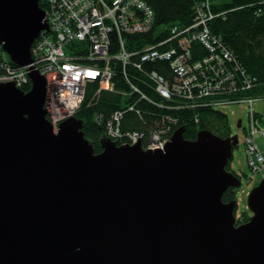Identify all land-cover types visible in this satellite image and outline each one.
<instances>
[{"label":"water","instance_id":"95a60500","mask_svg":"<svg viewBox=\"0 0 264 264\" xmlns=\"http://www.w3.org/2000/svg\"><path fill=\"white\" fill-rule=\"evenodd\" d=\"M41 0H0V45L18 66L48 29ZM0 83V264H264V175L237 224V136L178 127L164 150L107 137L94 152L82 120L46 118V79ZM237 127H241L238 120Z\"/></svg>","mask_w":264,"mask_h":264},{"label":"built area","instance_id":"2783aa9c","mask_svg":"<svg viewBox=\"0 0 264 264\" xmlns=\"http://www.w3.org/2000/svg\"><path fill=\"white\" fill-rule=\"evenodd\" d=\"M44 2L48 29L40 31L33 41L30 64H13L0 45V83L12 82L26 92L31 88L29 67L38 69L46 79V96L51 107L47 98L44 107L55 132L60 122L75 116L91 83L95 85L93 97L102 90L115 91L122 104L108 114L95 112L94 121L103 127L104 136L116 145L140 143L145 150H164L179 123L176 117L168 115L167 127V123H159L146 131L123 129L125 113L134 106L133 95L149 99L148 89L164 102L178 96L192 101L208 98L206 102L201 100V106L214 107L247 102L249 125L244 136L247 161L253 173L264 175V153L255 141L256 135L264 137V123L252 108L253 101L264 98V94H249L254 77L243 79L237 57L221 35L211 31L209 22L220 15L214 14L212 0H197L191 21L184 25L155 24L154 10L147 0ZM162 25L167 26L157 32ZM111 33L117 40L115 52L110 51ZM131 35H137V39H127ZM153 62L162 66L146 67ZM118 70L122 76L117 77ZM180 107L173 105L172 109ZM51 115L60 118L54 120Z\"/></svg>","mask_w":264,"mask_h":264},{"label":"trees","instance_id":"16d2710c","mask_svg":"<svg viewBox=\"0 0 264 264\" xmlns=\"http://www.w3.org/2000/svg\"><path fill=\"white\" fill-rule=\"evenodd\" d=\"M147 1L154 10L155 24L177 22L184 25L191 21L192 8L197 0ZM212 4L214 14L220 15L209 22L211 31L221 35L226 46L237 57V62L244 72L243 79L245 76L246 78L254 77L255 84L249 94L262 96L264 94V0H212ZM40 6L44 8V0L40 1ZM115 39V34L111 33V52L117 49ZM127 39L136 40L137 35L128 36ZM131 47L132 42L128 49ZM161 66L158 62L146 64V67L150 69H159ZM118 72L117 77L123 75L122 71L118 70ZM238 74L241 75V71ZM94 90L95 85L91 83L87 89V96L75 116L83 122L81 127L84 137L89 140L94 152L99 153L102 150L99 140L103 138L104 132L103 127L94 121V114L95 112L108 114L114 108H121L122 104L117 92L110 93L102 90L99 95L93 97ZM146 92L149 99H142L139 95L131 97V103L134 106L132 110L125 113L123 129L146 131L156 128L159 123H167V127L169 123L166 122V118L168 115H173L178 119L179 127L185 128L183 131L185 139H194L200 129H206L224 138L232 135L229 120L222 110L214 106H201V100L206 102L208 98L192 101L190 98L178 96L176 99L164 102L159 100L156 93L148 89ZM173 105L181 107L174 110ZM259 119L262 121L261 117ZM226 168L231 170L230 163ZM236 191V187L227 188L222 194V201L236 200ZM246 213L245 211L242 221H237L238 224L249 219Z\"/></svg>","mask_w":264,"mask_h":264},{"label":"rangeland","instance_id":"374dc122","mask_svg":"<svg viewBox=\"0 0 264 264\" xmlns=\"http://www.w3.org/2000/svg\"><path fill=\"white\" fill-rule=\"evenodd\" d=\"M167 25H162L161 27L158 26L157 32L162 30V28L166 27ZM49 97V96H48ZM55 94L53 93V99H55ZM48 101V98H47ZM51 101H48V106L50 105ZM247 102H230L229 104H221L217 107L218 110H222L226 115L227 119L229 120V129L232 135L237 136L238 144L235 148L232 149L233 157L230 163L231 171L235 172L240 177V184L241 186L237 188L235 193L236 195V210L235 216L237 221H242L245 215V211L247 212L248 216L250 215V210L246 205L248 192L255 187L256 184L260 181L263 176L262 172H252L249 166V162L247 161L248 156L245 152V129L248 128L249 119L248 113L249 109L247 108ZM252 108L254 111L260 115L262 121L264 120V98L257 99L253 101ZM52 118L58 119L60 116H52ZM238 120H241V127H237ZM57 122V121H56ZM255 141H257L260 150L264 153V137L259 135L255 136Z\"/></svg>","mask_w":264,"mask_h":264},{"label":"crops","instance_id":"0c3cea01","mask_svg":"<svg viewBox=\"0 0 264 264\" xmlns=\"http://www.w3.org/2000/svg\"><path fill=\"white\" fill-rule=\"evenodd\" d=\"M256 116L258 117V116H260V115L257 114ZM261 122H262V121H261ZM262 123H264V122H262Z\"/></svg>","mask_w":264,"mask_h":264},{"label":"flooded vegetation","instance_id":"af4514ba","mask_svg":"<svg viewBox=\"0 0 264 264\" xmlns=\"http://www.w3.org/2000/svg\"><path fill=\"white\" fill-rule=\"evenodd\" d=\"M249 217H250V215H249ZM238 224V223H237Z\"/></svg>","mask_w":264,"mask_h":264}]
</instances>
